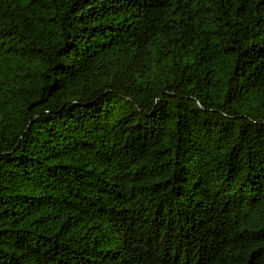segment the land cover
Returning <instances> with one entry per match:
<instances>
[{"label":"trees","instance_id":"1","mask_svg":"<svg viewBox=\"0 0 264 264\" xmlns=\"http://www.w3.org/2000/svg\"><path fill=\"white\" fill-rule=\"evenodd\" d=\"M0 264H264V0H0Z\"/></svg>","mask_w":264,"mask_h":264}]
</instances>
